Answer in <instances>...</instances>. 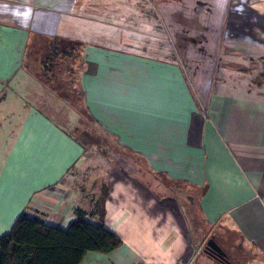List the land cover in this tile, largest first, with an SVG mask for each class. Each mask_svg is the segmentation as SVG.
Instances as JSON below:
<instances>
[{"label":"crops","instance_id":"1","mask_svg":"<svg viewBox=\"0 0 264 264\" xmlns=\"http://www.w3.org/2000/svg\"><path fill=\"white\" fill-rule=\"evenodd\" d=\"M143 1L0 0V83L23 94L34 79L57 103L0 101V238L22 214L67 229L95 203L76 178L96 173L122 245L81 264H264V54L253 53L264 42L249 39L244 69L196 85L189 64L213 66L219 39H174ZM233 2L239 26L264 29V4ZM53 45L64 53L48 74ZM210 239L225 261L205 251Z\"/></svg>","mask_w":264,"mask_h":264},{"label":"rangeland","instance_id":"2","mask_svg":"<svg viewBox=\"0 0 264 264\" xmlns=\"http://www.w3.org/2000/svg\"><path fill=\"white\" fill-rule=\"evenodd\" d=\"M171 1L182 3V0H144L141 9L143 6L147 7L146 4H149V8H143L145 15H147V13L153 15L157 14L158 22L160 24L166 22L169 25V28L172 31L171 35L174 39H180L182 37L196 41L206 39L208 41L211 40L206 43L211 45L214 43V40L219 39L221 44V52H219L216 57H213L216 60L213 66L209 67V65L205 63L204 68L202 66L196 68L192 62L189 64L192 72L196 73L197 71H201L198 76H192L196 85L198 84L205 87V83L208 81V75L213 70L235 71L237 69H244L238 65L240 60H244L243 55L247 56V54L251 53V42L249 39L255 37L259 41L264 42V29L261 27L255 26L254 30L249 31L248 29H245V27L238 25L241 22H247V16L232 15L234 12L242 9L240 4H235L233 0H185L183 8L167 10L164 9L165 7H162V10H158L157 7L160 8L161 5L163 6V4L170 3ZM255 3L262 5L264 4V1L255 0ZM262 8H264V5H262ZM251 26H249V29L252 28ZM184 31L186 33H184ZM158 33H163L164 37H170L169 32H167L165 28H163V30L159 28ZM147 34L149 35L151 33L147 32ZM150 48L151 47L149 46V49ZM253 53L261 58L264 54V48L260 47L257 50L254 48ZM174 59L176 61L181 60L176 56H174ZM236 60L237 62L235 63ZM181 63L182 66H186L187 64L183 62ZM245 65H247L246 62ZM19 75H21V73ZM13 81L0 83L2 86L0 87V101L3 99L10 100V98L16 97L21 99L25 98L28 103H31V106H38L36 102H44L47 107L54 105L57 106L54 99L55 93H52V91H50L49 94L41 93L40 89L38 90V87L35 86L36 82L34 79L26 81V83L30 85L28 87L31 92L23 94L22 91L27 89L24 87L16 88L13 85ZM19 82L20 80L17 79V83ZM75 113L78 114V111ZM14 116L13 120L15 121L17 118H21L18 117L17 113H15ZM62 116L67 117V114L65 115L62 113ZM69 126V122L65 123V127L68 130ZM106 141L104 139L106 145L99 142L100 144L95 146L94 151L101 153L106 146H110V143ZM97 162H99L98 159L94 161L95 166ZM97 177L98 174L96 173H87L84 176L79 175L75 180L77 189L79 191L84 189L86 193L89 192L88 194L95 201L94 205L88 207L89 211H84L88 214V217L86 216L87 220H90L93 217V213H97L101 210L103 196L105 195V190L102 188V185L98 180L99 178L97 179Z\"/></svg>","mask_w":264,"mask_h":264},{"label":"trees","instance_id":"3","mask_svg":"<svg viewBox=\"0 0 264 264\" xmlns=\"http://www.w3.org/2000/svg\"><path fill=\"white\" fill-rule=\"evenodd\" d=\"M63 53L56 45L50 48L44 61L48 74L57 69ZM81 143L86 148V142ZM106 198L105 194L101 210L95 213L100 217L97 223L86 220L87 214L77 210L78 218L65 230L22 214L11 232L0 238V264H81L88 253L108 254L116 250L122 241L104 222Z\"/></svg>","mask_w":264,"mask_h":264},{"label":"water","instance_id":"4","mask_svg":"<svg viewBox=\"0 0 264 264\" xmlns=\"http://www.w3.org/2000/svg\"><path fill=\"white\" fill-rule=\"evenodd\" d=\"M205 251L209 254H211L213 257L225 261V253L221 249V247L214 241V239H210L207 244Z\"/></svg>","mask_w":264,"mask_h":264},{"label":"built area","instance_id":"5","mask_svg":"<svg viewBox=\"0 0 264 264\" xmlns=\"http://www.w3.org/2000/svg\"><path fill=\"white\" fill-rule=\"evenodd\" d=\"M86 220H87V218H86ZM90 221V220H89ZM93 223V222H92Z\"/></svg>","mask_w":264,"mask_h":264}]
</instances>
